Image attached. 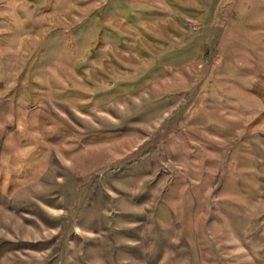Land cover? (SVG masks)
<instances>
[{
	"label": "rangeland",
	"instance_id": "1",
	"mask_svg": "<svg viewBox=\"0 0 264 264\" xmlns=\"http://www.w3.org/2000/svg\"><path fill=\"white\" fill-rule=\"evenodd\" d=\"M0 264H264V0H0Z\"/></svg>",
	"mask_w": 264,
	"mask_h": 264
}]
</instances>
